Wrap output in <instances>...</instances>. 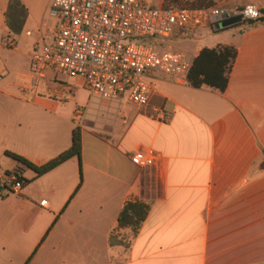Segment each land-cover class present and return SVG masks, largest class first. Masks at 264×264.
I'll use <instances>...</instances> for the list:
<instances>
[{
    "label": "crops",
    "instance_id": "crops-1",
    "mask_svg": "<svg viewBox=\"0 0 264 264\" xmlns=\"http://www.w3.org/2000/svg\"><path fill=\"white\" fill-rule=\"evenodd\" d=\"M51 1L0 0V163L23 167L12 152L40 165L70 147L74 129L81 140L80 162L38 177L23 167L29 183L0 198L22 201L17 214L11 202L0 211V228L18 233L23 220L36 241L44 236L29 264H264V0L220 4L256 5L252 24L169 39L191 60L202 48L235 47L223 92L158 76L144 107L100 100L79 78L30 73L32 50L54 26ZM186 40L191 48L174 46ZM139 147L158 154L153 167L133 162ZM12 172L0 169V183ZM131 200L148 214L111 243Z\"/></svg>",
    "mask_w": 264,
    "mask_h": 264
},
{
    "label": "built area",
    "instance_id": "built-area-1",
    "mask_svg": "<svg viewBox=\"0 0 264 264\" xmlns=\"http://www.w3.org/2000/svg\"><path fill=\"white\" fill-rule=\"evenodd\" d=\"M54 26L29 57V71L41 78L54 75L82 79L91 95L107 102L122 99L137 107L148 104L158 76L186 83L191 58L169 44L159 43L178 34L189 38L201 28L214 30L226 19L255 21L261 13L254 4L171 8L149 5L146 0H52L48 9ZM159 121L165 116H159ZM158 154L148 147L134 151L139 167H153ZM18 191L16 174L2 181Z\"/></svg>",
    "mask_w": 264,
    "mask_h": 264
},
{
    "label": "trees",
    "instance_id": "trees-1",
    "mask_svg": "<svg viewBox=\"0 0 264 264\" xmlns=\"http://www.w3.org/2000/svg\"><path fill=\"white\" fill-rule=\"evenodd\" d=\"M212 2L213 0H190L193 7H206L212 5ZM163 7L167 6L163 5ZM261 13L262 16L258 20L264 21V10H262ZM243 22L245 23L247 21ZM247 23L252 24L253 22ZM236 56L237 50L231 45L220 44L212 48H202L197 56L192 59L191 67L187 75V83L195 88L207 86L211 89L223 92L227 87L229 75ZM6 155L23 167L31 169L35 173V177H38L53 170L71 158H77L80 162V132L79 129H74L71 135L70 147L40 165H35L12 152H6ZM18 170L19 168L17 171ZM19 178L22 179V177ZM24 182L25 184L29 183L28 180H24ZM148 211L149 206L143 202L137 200L126 201L119 211L117 226L110 234V242H113L114 233L120 229L130 228L131 231L135 233L141 226Z\"/></svg>",
    "mask_w": 264,
    "mask_h": 264
},
{
    "label": "rangeland",
    "instance_id": "rangeland-1",
    "mask_svg": "<svg viewBox=\"0 0 264 264\" xmlns=\"http://www.w3.org/2000/svg\"><path fill=\"white\" fill-rule=\"evenodd\" d=\"M39 1L44 2L45 0H39ZM146 2L152 6H155V5L163 6L164 5V6L171 7V8H197V7L192 6V3H190V0H146ZM234 2L235 0H213L212 5H220V4L229 5V4H233ZM48 26L49 27L53 26L52 19L48 21ZM213 34L215 33L211 32V35ZM215 39L216 37H211L210 39L204 40V42L206 44H212V42ZM169 41L171 42V40H169L168 38H165L159 44L160 46L165 47V44H169ZM191 41L192 40H186L185 42H178L174 46L176 47L181 46L183 47L184 50H186L188 48H191V43H192ZM89 119L93 120L94 117H91ZM13 166L15 165H10V162H6L5 164L0 163L1 171H4V170L6 171L10 170V172L13 171L12 173H9V175L16 174L18 177H20L19 173L23 171H25L26 176H29L31 174L29 170H26L25 168L19 165L15 166L14 169H12ZM18 168L19 170L17 171ZM24 180H26V178L24 177L22 179L19 178V181H21L23 185H25ZM0 186H1L0 192H3L1 193L3 197L0 196V198L4 199L5 196L12 194V191L10 190V187H9L10 182H8L5 186L3 183H0ZM10 197L8 198L6 202L0 205V211L3 209H6V207H9L8 206L9 202H11L17 214L18 208L22 205V201L20 200V198H17V197L10 198ZM14 226L16 227V232L18 233H11V232H8L7 229L0 228V239H1L0 240V243H1L0 244V264H29L34 254L36 253L35 251H37L38 248L40 247V243L43 240L44 236L38 237L36 241L33 235L30 233L31 231L29 230L30 231L29 232L25 228V224L23 220L18 221V223H15Z\"/></svg>",
    "mask_w": 264,
    "mask_h": 264
},
{
    "label": "water",
    "instance_id": "water-1",
    "mask_svg": "<svg viewBox=\"0 0 264 264\" xmlns=\"http://www.w3.org/2000/svg\"><path fill=\"white\" fill-rule=\"evenodd\" d=\"M241 22H242L241 17H234V18H231V19H226V20H224V21H222L220 23L215 24L214 30H219V29H223V28H226V27H230V26L239 24Z\"/></svg>",
    "mask_w": 264,
    "mask_h": 264
}]
</instances>
